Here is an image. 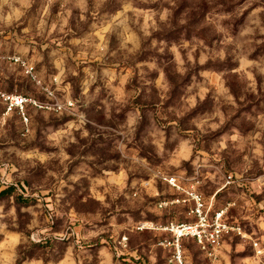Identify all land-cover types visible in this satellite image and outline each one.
<instances>
[{"label": "rangeland", "instance_id": "rangeland-1", "mask_svg": "<svg viewBox=\"0 0 264 264\" xmlns=\"http://www.w3.org/2000/svg\"><path fill=\"white\" fill-rule=\"evenodd\" d=\"M0 90V264H264V0H0Z\"/></svg>", "mask_w": 264, "mask_h": 264}, {"label": "built area", "instance_id": "built-area-1", "mask_svg": "<svg viewBox=\"0 0 264 264\" xmlns=\"http://www.w3.org/2000/svg\"><path fill=\"white\" fill-rule=\"evenodd\" d=\"M0 99L4 103V112L8 113L14 111L24 125H27L29 120L27 112L28 106H44L43 103L35 98L17 92H5L0 90ZM53 104L56 109H61L62 107L72 106L73 102L69 99L64 103L55 101ZM27 129L26 127L25 130ZM164 179L176 187L180 186L174 175H165ZM190 195L194 201L192 212L196 216L195 221L181 222L178 224L170 223L167 228L174 232L177 238L182 235L192 236L206 255L215 256L224 235L230 231L242 234L241 228L224 219L225 209L219 208L210 211L209 208H206L200 194L197 192H190ZM252 245L256 254L264 255V245L258 240H254ZM177 258L180 260L179 254H177Z\"/></svg>", "mask_w": 264, "mask_h": 264}, {"label": "trees", "instance_id": "trees-1", "mask_svg": "<svg viewBox=\"0 0 264 264\" xmlns=\"http://www.w3.org/2000/svg\"><path fill=\"white\" fill-rule=\"evenodd\" d=\"M3 191H4V192H5V191H8V189H5V190H3Z\"/></svg>", "mask_w": 264, "mask_h": 264}]
</instances>
